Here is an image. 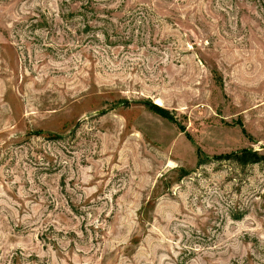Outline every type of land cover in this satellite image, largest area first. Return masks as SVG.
I'll use <instances>...</instances> for the list:
<instances>
[{
  "label": "rangeland",
  "instance_id": "374dc122",
  "mask_svg": "<svg viewBox=\"0 0 264 264\" xmlns=\"http://www.w3.org/2000/svg\"><path fill=\"white\" fill-rule=\"evenodd\" d=\"M0 264H264V0H0Z\"/></svg>",
  "mask_w": 264,
  "mask_h": 264
},
{
  "label": "trees",
  "instance_id": "16d2710c",
  "mask_svg": "<svg viewBox=\"0 0 264 264\" xmlns=\"http://www.w3.org/2000/svg\"><path fill=\"white\" fill-rule=\"evenodd\" d=\"M159 109V108H158ZM251 155H253L252 153H250V155H249V153L247 152V151H244L243 153H242V156L244 157V158H247V157H249V156H251ZM232 156V155H231Z\"/></svg>",
  "mask_w": 264,
  "mask_h": 264
}]
</instances>
